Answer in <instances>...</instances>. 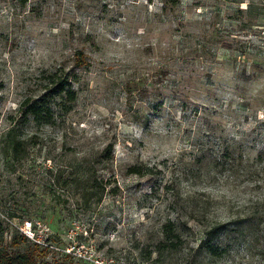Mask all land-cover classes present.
I'll return each mask as SVG.
<instances>
[{
    "label": "rangeland",
    "instance_id": "374dc122",
    "mask_svg": "<svg viewBox=\"0 0 264 264\" xmlns=\"http://www.w3.org/2000/svg\"><path fill=\"white\" fill-rule=\"evenodd\" d=\"M24 99L48 122L23 118ZM255 209L264 0H0L5 253L36 248L17 225L44 219L81 251L36 248L51 264H264V223L242 221ZM198 219L229 221L216 254Z\"/></svg>",
    "mask_w": 264,
    "mask_h": 264
},
{
    "label": "trees",
    "instance_id": "16d2710c",
    "mask_svg": "<svg viewBox=\"0 0 264 264\" xmlns=\"http://www.w3.org/2000/svg\"><path fill=\"white\" fill-rule=\"evenodd\" d=\"M55 92L57 95L61 97H66L69 101L73 100L76 97L75 90L72 87H66L64 84L59 83L55 89ZM47 104L44 100L35 101L34 103H31L29 99H24L20 106V114L23 118H28V116L32 117L35 121H42V122H48L49 119L44 117V115H41L42 112L48 111V107H45ZM11 132V129L8 130V133ZM23 139L17 138V137H9V149L12 153V155L18 156L17 154L19 151L23 148ZM133 172H137V167H132ZM259 214V215H257ZM243 226H246L248 228H254L255 226H258L261 223H264V211L260 213L259 210L255 209V211H251V213L242 219ZM198 222H202L204 229V238L200 241L199 247L205 248L212 252L213 254H216V249L211 245L210 241L213 240L215 237L219 235V233L227 227L229 224V221H215L211 224L209 223H203L204 221H201V219H198ZM24 240H27L24 235L20 234ZM176 236H178L176 234ZM15 238H13L14 240ZM28 241V240H27ZM15 242V241H13ZM30 242V241H29ZM34 247H36L34 244H32ZM38 248V247H36ZM36 248L27 247L25 251H17L12 255H9L8 253H5L2 250V243L0 241V264H51L43 260H39L36 256ZM43 250V249H42ZM53 264H60V263H53Z\"/></svg>",
    "mask_w": 264,
    "mask_h": 264
},
{
    "label": "built area",
    "instance_id": "2783aa9c",
    "mask_svg": "<svg viewBox=\"0 0 264 264\" xmlns=\"http://www.w3.org/2000/svg\"><path fill=\"white\" fill-rule=\"evenodd\" d=\"M17 230L40 249L49 252L63 251L66 255L81 254L80 247L76 243H67L59 247L51 225L44 219H24L20 225H17ZM97 261L98 264H102V261Z\"/></svg>",
    "mask_w": 264,
    "mask_h": 264
}]
</instances>
